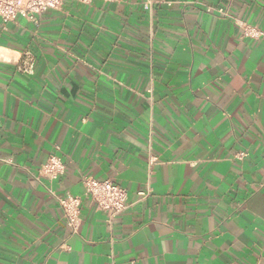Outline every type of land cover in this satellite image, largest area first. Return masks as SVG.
I'll use <instances>...</instances> for the list:
<instances>
[{"label":"crops","instance_id":"crops-1","mask_svg":"<svg viewBox=\"0 0 264 264\" xmlns=\"http://www.w3.org/2000/svg\"><path fill=\"white\" fill-rule=\"evenodd\" d=\"M155 1L0 18V264H264V36L242 28L264 0ZM50 190L81 198L78 234Z\"/></svg>","mask_w":264,"mask_h":264},{"label":"built area","instance_id":"built-area-1","mask_svg":"<svg viewBox=\"0 0 264 264\" xmlns=\"http://www.w3.org/2000/svg\"><path fill=\"white\" fill-rule=\"evenodd\" d=\"M67 0H0V18L9 22L22 16L33 23L38 22V18L49 10H60ZM83 4H88L92 0H74ZM155 0H143V7L151 11L155 5ZM223 14V11H219ZM244 37L259 39L264 33L256 27L243 25ZM35 63L31 56L26 54L25 58L18 63V69L21 72L33 74ZM153 162V160H152ZM66 166L59 156H51L43 165L40 174L49 181L54 182L64 175ZM82 184L85 193L89 195L95 203L97 209L107 213L110 219L113 215L124 212L127 208V191L110 180L100 181L93 177H84ZM50 193L57 200L61 207L66 225L72 235L79 232L81 223V198L79 196L68 194L66 196H57L52 190ZM141 196H147V193H140Z\"/></svg>","mask_w":264,"mask_h":264}]
</instances>
